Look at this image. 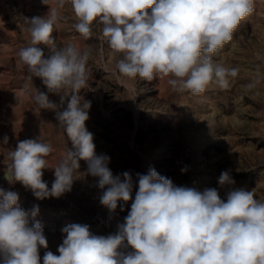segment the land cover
Segmentation results:
<instances>
[{"label": "clouds", "instance_id": "clouds-1", "mask_svg": "<svg viewBox=\"0 0 264 264\" xmlns=\"http://www.w3.org/2000/svg\"><path fill=\"white\" fill-rule=\"evenodd\" d=\"M49 5V0H42ZM46 17L26 18L31 40L18 53V63L39 78L49 93L60 95V104L71 93L67 108L59 110L44 92L33 97L41 109L55 112L57 126L70 139L72 148L52 168L49 188L43 179L47 157L53 152L40 139L19 141L8 152L9 183L19 182L35 198H59L70 192L79 177L80 161L86 174L95 178L102 191L100 204L112 218L119 206L135 198L115 233L95 235L87 224L70 223L62 228L59 255L46 251L43 264H264V201L253 190L232 187L229 171L218 183L227 187L225 198L216 188L203 191L176 185L155 168L144 174L130 171L113 174L110 157L96 154L93 133L88 131L91 102L78 95L88 87L90 49L69 41L57 47L53 37L62 17L59 10L70 6L73 27L85 39L93 26H102L108 47L122 58L117 74L152 81L168 77L171 88L183 93H203L211 84L221 89L239 74L213 55L232 41L240 23L254 11L255 0H54ZM47 46V58L41 46ZM259 79L246 85L250 90ZM8 136L2 140L7 145ZM186 172L187 168H182ZM12 179H8V174ZM123 202V203H121ZM39 206L24 210L19 194L0 187V264H41L39 249L48 248L42 223L36 219ZM129 248L131 250H129Z\"/></svg>", "mask_w": 264, "mask_h": 264}, {"label": "rangeland", "instance_id": "rangeland-1", "mask_svg": "<svg viewBox=\"0 0 264 264\" xmlns=\"http://www.w3.org/2000/svg\"><path fill=\"white\" fill-rule=\"evenodd\" d=\"M49 4L51 7H56L54 0H49ZM50 6L45 5L42 0H0V187L17 192L19 204L26 211L31 210L34 205L39 206L36 219L42 223L48 241L47 249H39L41 264H43V256L46 251L50 250L59 255L58 245L62 243L64 237L61 230L67 224L77 222L78 224H87L95 235L107 236L115 233L117 224L122 223L130 211L131 200H134L136 191V187H134L132 199L125 204L124 211H120L118 206L116 213L112 215V222H110L108 209L100 204L99 198L102 191L100 189L98 191V188L94 186L95 178L85 174L87 165L82 160L79 168L81 172L78 171L81 176L79 174L76 181L74 180L71 191L64 193L59 198L37 199L19 182L9 183L4 178L7 173V165L10 163L8 152L15 150L19 141L40 139L52 144L54 150L47 160H51L49 162L53 163L48 162L49 169H45L43 175V179L49 181V188L54 179V169L52 168L62 159L66 150L72 148L66 133L57 126L55 112L39 108L33 99L35 90L44 92L62 111L67 108L71 93L65 97L64 103L61 105L60 95L49 93L39 78L34 77L30 81L26 68L18 63V51L28 46L31 40L26 18L46 17ZM59 14L62 15V19L59 27L54 28L53 32L56 46L60 47L71 41L81 49H92L87 62L89 86L81 89L78 95L82 97V101L91 102L90 118L86 121V127L88 131H93L95 140L100 142L93 141L96 145V154L110 156L109 168L111 167L114 175L130 171L133 172L132 175L135 178L136 173L144 174L151 167L155 168L161 176L168 175V178L176 185L196 187L201 191L205 188H216L221 198H225L228 188L221 187L218 178L221 172L229 171L236 182L233 187L253 190L256 198L264 201V0H255L254 11L240 23L233 34L232 41L213 55L215 62L225 67L239 68L238 76L230 80V86L227 89H221L215 84H211L201 94L174 91L167 83L168 77L145 82L139 77L119 76L116 74L115 65L122 55L108 47L107 41L102 36V27L94 24L93 35L87 40L74 31L75 20L70 6L60 9ZM41 47H43L46 58L51 55L47 46L42 45ZM257 79H259L257 86L247 90L245 86ZM138 83L140 84L138 85ZM155 94L156 97L153 96ZM104 97L106 100L103 99ZM137 109L141 115H136ZM133 112H135L134 115ZM119 120L121 121L118 122ZM221 124L222 126H219ZM93 128L95 129L93 130ZM156 128L157 130H155ZM153 130L157 132L155 133ZM94 133H97V136ZM5 135L9 138L7 145L2 144ZM168 139H173V143ZM113 153L117 156L115 157ZM145 157L147 158L145 159ZM113 163L117 164V167ZM182 168H187V171L182 172ZM8 179H12L10 173ZM93 189L94 192H92ZM89 195L93 196V200ZM129 250L131 249L129 248Z\"/></svg>", "mask_w": 264, "mask_h": 264}, {"label": "bare ground", "instance_id": "bare-ground-1", "mask_svg": "<svg viewBox=\"0 0 264 264\" xmlns=\"http://www.w3.org/2000/svg\"><path fill=\"white\" fill-rule=\"evenodd\" d=\"M21 1H22V0H21ZM26 1H27V0H26ZM2 2H3V1H2ZM5 2H6V1H5ZM28 2H29V1H28ZM38 2H39V1H38ZM33 6H34V5H33ZM34 7H36V6H34ZM37 7H38V6H37ZM11 8H12V7H11ZM26 8H27V7H26ZM13 10H14V9H13ZM35 10H36V9H35ZM39 10H42V9H39ZM43 10H44V9H43ZM43 10H42V11H43ZM23 11H24V10H23ZM10 12H11V11H10ZM16 12H17V11H16ZM26 13H27V12H26ZM19 14H20V13H19ZM44 14H45V13H44ZM22 15H23V14H22ZM22 15H21V16H22ZM26 15H27V14H26ZM18 16H19V15H18ZM61 16H62V15H61ZM2 17H3V16H2ZM28 17H29V16H28ZM29 18H30V17H29ZM7 20H8V19H7ZM70 20H71V19H70ZM71 21H72V20H71ZM20 22H21V21H20ZM65 24H66V23H65ZM14 25H15V24H14ZM64 26H65V25H64ZM66 26H67V25H66ZM1 27H2V26H1ZM15 27H16V26H15ZM68 27H69V26H68ZM100 27H102V26H100ZM63 28H65V27H63ZM98 28H99V27H98ZM16 29H17V28H16ZM59 29H60V28H59ZM65 29H66V28H65ZM5 30H6V29H5ZM61 30H62V28H61ZM70 30H71V29H70ZM94 30H95V29H94ZM74 31H75V30H74ZM97 31H98V29H97ZM59 32H60V31H59ZM70 32H71V31H70ZM12 33H13V32H12ZM56 33H57V32H56ZM9 34H10V33H9ZM10 35H11V34H10ZM54 36H55V35H54ZM0 37H1V36H0ZM64 37H65V36H64ZM93 38H94V37H93ZM99 38H100V37H99ZM3 39H4V37H3ZM22 39H23V38H22ZM58 39H59V38H58ZM77 40H78V39H77ZM87 40H88V39H87ZM91 40H92V39H91ZM57 41H58V40H57ZM61 41H63V40H61ZM64 41H65V39H64ZM55 43H56V42H55ZM57 43H58V42H57ZM89 43H90V42H89ZM60 44H61V43H60ZM86 44H88V43H86ZM86 44H85V47H87ZM64 45H65V44H64ZM0 47H1V46H0ZM85 47H84V48H85ZM88 47H89V46H88ZM42 48H43V47H42ZM45 48H46V47H45ZM89 48H90V47H89ZM91 48H93V47H91ZM94 48H95V47H94ZM104 48H105V47H104ZM101 49H102V47H101ZM91 50H92V49H91ZM93 50H95V49H93ZM45 51H46V50H45ZM91 52H92V51H91ZM99 52H100V51H99ZM103 53H104V52H103ZM104 54H105V53H104ZM107 54H108V53H107ZM118 54H119V53H118ZM3 55H4V54H3ZM121 55H122V54H121ZM11 56H12V55H11ZM102 56H103V55H102ZM110 57H111V56H110ZM121 57H122V56H121ZM6 58H7V57H6ZM116 59H117V58H116ZM113 60H114V59H113ZM7 61H8V60H7ZM12 61H13V60H12ZM102 61H103V60H102ZM11 63H12V62H11ZM87 64H88V63H87ZM93 64H94V63H93ZM103 64H104V63H103ZM4 65H5V64H4ZM14 65H15V64H14ZM10 67H11V66H10ZM90 67H91V65H90ZM93 67H94V66H93ZM11 69H12V68H11ZM105 70H106V69H105ZM108 70H109V69H108ZM114 70H115V69H114ZM14 71H15V70H14ZM93 71H94V70H93ZM115 71H116V70H115ZM14 73H15V72H14ZM17 73H18V72H17ZM93 73H94V72H93ZM116 74H117V73H116ZM17 75H18V74H17ZM19 76H20V75H19ZM95 78H96V77H95ZM101 78H102V77H101ZM140 80H141V79H140ZM88 82H89V81H88ZM98 82H99V81H98ZM100 82H101V81H100ZM121 82H122V81H121ZM138 82H139V81H138ZM145 82H146V81H145ZM154 82H155V81H154ZM154 82H153V83H154ZM90 83H91V82H90ZM92 83H93V82H92ZM136 83H137V80H136ZM150 83H151V82H150ZM97 84H98V83H97ZM109 84H110V83H109ZM139 84H140V83H138V85H139ZM142 84H143V83H142ZM142 84H141V85H142ZM122 85H123V84H122ZM143 85H144V84H143ZM149 85H150V84H149ZM149 85H148V87H149ZM154 85H155V84H154ZM88 86H89V85H88ZM102 86H103V85H102ZM107 86H108V84L106 85V87H107ZM144 86H145V85H144ZM109 87H110V86H109ZM124 87H125V85H124ZM142 87H143V86H142ZM87 88H88V87H87ZM102 88H103V87H102ZM117 88H118V87H117ZM119 88H120V87H119ZM135 88H136V87H135ZM154 88H155V87H154ZM92 89H93V88H92ZM124 89H125V88H124ZM126 89H127V88H126ZM129 89H130V88H129ZM98 90H99V89H98ZM118 90H119V89H118ZM138 90H139V89H138ZM147 90H148V89H147ZM87 91H88V90H87ZM96 91H97V90H96ZM119 91H120V90H119ZM119 91H118V94L120 95ZM132 91H134V90H132ZM135 91H136V90H135ZM139 91H140V90H139ZM88 92H89V91H88ZM97 92H98V91H97ZM107 92H108V91H107ZM120 92H121V91H120ZM101 93H102V92H101ZM133 93H134V92H133ZM133 93H132V94H133ZM151 93H152V92H151ZM98 95H99V94H98ZM113 95H114V94H113ZM148 95H149V94H148ZM167 95H168V94H167ZM101 96H102V95H101ZM117 96H118V95H117ZM144 96H145V95H144ZM153 96L156 97V94L153 95ZM135 97H136V96H135ZM135 97H134V98H135ZM141 97H142V95H141ZM141 97H140V98H141ZM155 97H154V98H155ZM86 98H87V97H86ZM105 98H106V97H104L103 99L106 100ZM116 98H117V97H116ZM149 98H150V97H149ZM90 99H91V98H90ZM147 99H148V98H147ZM150 99H151V98H150ZM160 99H161V98H160ZM88 100H89V99H88ZM152 100H153V99H152ZM165 100H166V99H165ZM99 101H100V100H99ZM112 101H113V100H112ZM115 101H116V100H115ZM118 101H119V100H118ZM124 101H125V100H124ZM156 101H157V100H156ZM100 102H101V101H100ZM108 102H109V101H108ZM128 102H129V101H128ZM149 102H150V101H149ZM104 103H105V102H104ZM152 103H153V101H152ZM152 103H151V104H152ZM96 104H97V103H96ZM102 104H103V103H102ZM119 104H120V103H119ZM121 104H122V103H121ZM123 105H124V104H123ZM129 105H130V104H129ZM132 105H133V104H132ZM147 105H148V103H147ZM101 106H102V105H101ZM113 106H114V105H113ZM125 106H128V105H125ZM109 107H110V106H109ZM129 107H130V106H129ZM140 107H141V106H140ZM102 108H103V107H102ZM134 108H135V107H134ZM134 108H133V111H135ZM150 108H151V107H150ZM109 109H110V108H109ZM125 109H126V108H125ZM147 109H149V108H147ZM117 110H118V109H117ZM144 110H145V109H144ZM150 110H151V109H150ZM109 111H110V110H109ZM96 112H98V111H96ZM102 112H103V111H102ZM115 112H116V110H115ZM92 113H93V112H92ZM118 113H119V112H118ZM118 113H117V114H118ZM124 113H125V112H124ZM147 113H148V112H147ZM134 114H135V112H133V115H134ZM139 114H140V113H139V111H138V109H137V113H136V115L138 116ZM17 115H18V114H17ZM140 115H141V114H140ZM218 115H219V114H218ZM32 116H34V115H32ZM113 116H114V115H113ZM122 116H123V115H122ZM124 116H125V115H124ZM124 116H123V117H124ZM29 117H31V116H29ZM89 117H90V116H89ZM114 117H115V116H114ZM117 117H118V116H117ZM123 117H122V118H123ZM125 117H126V116H125ZM135 117H136V116H135ZM95 119H96V118H95ZM127 119H128V118H127ZM138 119H139V118H138ZM146 119H147V118H146ZM125 120H126V119H125ZM134 120H135V119H134ZM142 120H143V118H142ZM144 120H145V119H144ZM148 120H149V119H148ZM91 121H92V120H91ZM120 121H121V120H119L118 122H120ZM123 121H124V120H123ZM126 121H128V120H126ZM129 121H130V120H129ZM140 121H141V120H140ZM140 121H139V122H140ZM220 121H221V120H220ZM95 122H96V121H95ZM146 122H147V121H146ZM26 123H27V122H26ZM88 123H89V122H88ZM93 123H94V122H93ZM112 123H113V122H112ZM116 123H117V122H116ZM116 123H115V124H116ZM121 123H122V122H121ZM124 123H125V121H124ZM137 123H138V122H137ZM22 124H23V123H22ZM89 124H90V123H89ZM91 124H92V123H91ZM117 124H118V123H117ZM134 124H135V123H134ZM140 124H141V123H140ZM142 124H143V123H142ZM146 124H147V123H146ZM154 124H155V122H154ZM217 124H218V123H217ZM93 125H94V124H93ZM97 125H98V124H97ZM109 125H110V124H109ZM122 125H123V124H122ZM124 125H125V124H124ZM124 125H123V126H124ZM89 126H91V125H89ZM148 126H149V125H148ZM219 126H222V124L219 125ZM108 127H109V126H108ZM151 127H152V126H151ZM153 127H154V126H153ZM106 128H107V127H106ZM125 128H126V127H125ZM94 129H95V128H93V130H94ZM110 129H111V128H110ZM138 129H139V128H138ZM97 130H98V129H97ZM99 130H101V129H99ZM111 130H112V129H111ZM134 130H135V129H134ZM155 130H157V128H156ZM95 131H96V130H95ZM136 131H137V130H136ZM153 131H154V130H153ZM92 132H93V131H92ZM92 132H91V133H92ZM154 132H155V131H154ZM156 132H157V131H156ZM156 132H155V133H156ZM164 132H165V131H164ZM166 132H167V131H166ZM35 133H36V132H35ZM142 133H143V132H142ZM155 133H154V134H155ZM168 133H169V132H168ZM94 134H95V133H94ZM132 134H134V133H132ZM169 134H170V133H169ZM95 135L97 136V133H96ZM128 135H129V134H128ZM152 135H153V134H152ZM167 135H168V134H167ZM106 136H107V135H106ZM168 136H169V135H168ZM131 138H132V137H131ZM161 138H162V137H161ZM174 138H176V137H174ZM102 139H103V137H102ZM102 139H101V140H102ZM110 139H111V138H110ZM132 139H133V138H132ZM94 140H95V138H94ZM101 140H100V141H101ZM105 140H106V139H105ZM105 140H104V141H105ZM166 140H167V139H166ZM172 140H173V139H172ZM172 140H169V139H168V141H170V142H172ZM176 140H177V139H176ZM95 141H96V140H95ZM98 141H99V140H98ZM98 141H96V142H98ZM117 141H118V140H117ZM159 141H160V140H159ZM168 141H167V142H168ZM102 142H103V141H102ZM107 142H108V141H107ZM175 142H176V141H175ZM98 143H100V142H98ZM103 143H104V142H103ZM108 143H109V142H108ZM119 143H120V142H119ZM172 143H173V142H172ZM104 144H107V143H104ZM112 144H113V143H112ZM132 144H133V143H132ZM157 144H158V143H157ZM157 144H156V146H157ZM107 145H108V144H107ZM117 145H118V144H117ZM127 145H129V144H127ZM154 145H155V144H154ZM100 146H101V145H100ZM108 146H109V145H108ZM123 146H124V145H123ZM15 147H16V146H15ZM105 147H107V146H105ZM112 147H113V146H112ZM120 147H121V146H120ZM129 147H130V146H129ZM131 147H132V146H131ZM136 147H138V146H136ZM103 148H104V147H103ZM108 148H109V147H108ZM109 149H110V148H109ZM112 149H113V148H112ZM120 149H121V148H120ZM106 150H107V149H106ZM135 150H136V149H135ZM137 150H138V149H137ZM137 150H136V151H137ZM111 151H112V150H111ZM113 151H114V150H113ZM113 151H112V152H113ZM115 151H116V150H115ZM117 151H118V150H117ZM125 151H127V150H125ZM125 151H124V152H125ZM161 151H162V150H161ZM163 151H164V150H163ZM129 152H130V151H129ZM134 152H135V151H134ZM134 152H133V153H134ZM140 152H141V151H140ZM156 152H157V151H156ZM118 153H119V152H118ZM122 153H123V151H122ZM125 153H126V152H125ZM125 153H124V154H125ZM131 153H132V152H131ZM133 153H132V154H133ZM157 153H158V152H157ZM159 153H160V152H159ZM169 153H171V152H169ZM108 154H109V152H108ZM113 155H115V154L113 153ZM146 155H147V154H146ZM162 155H163V154H162ZM111 156H112V155H111ZM116 156H117V155H115V157H116ZM147 156H148V155H147ZM186 156L188 157V155H186ZM109 157H110V156H109ZM118 157H119V155H118ZM138 157H139V156H138ZM146 158H147V157H145V159H146ZM167 158H168V157H167ZM52 159H54V158H52ZM114 159H115V158H114ZM126 159H127V158H126ZM126 159H125V160H126ZM151 159H152V158H151ZM59 160H60V159H59ZM49 161H51V160H49ZM49 161H48V162H49ZM54 161H55V160H54ZM82 161H83V160H82ZM112 161H113V159H112ZM113 162H114V161H113ZM118 162H120V161H118ZM151 162H152V161H151ZM49 163H50V162H49ZM52 163H53V162H51L50 164H52ZM82 163H83V162H82ZM84 163H85V162H84ZM84 163H83V164H84ZM114 163H115V162H114ZM114 163H113V165L117 167V164H114ZM223 163H224V162H223ZM2 164H3V163H2ZM56 164H57V163H55L54 166H56ZM85 164H86V163H85ZM85 164H84V165H85ZM124 164H126V163H124ZM128 164H129V163H128ZM150 164H151V163H150ZM80 165H81V164H80ZM156 165H157V164H156ZM167 165H168V163H167ZM51 166H52V165H51ZM141 166H142V165H141ZM86 167H87V166H86ZM116 167H114V168H116ZM118 167H119V166H118ZM255 167H256V166H255ZM51 168H52V167H51ZM123 168H124V167H123ZM134 168H135V167H134ZM142 168H143V167H142ZM144 168H145V166H144ZM171 168H173V167H171ZM110 169H111V167H110ZM169 169H170V168H169ZM174 169H176V168H174ZM131 170H132V169H131ZM142 170H143V169H142ZM163 170H164V169H163ZM166 170H167V169H166ZM78 171H80V169H79ZM85 171H86V170H85ZM114 171H115V170H114ZM135 171H136V170H135ZM156 171H157V170H156ZM173 171H174V170H173ZM80 172H81V171H80ZM112 172H113V171H112ZM161 172H162V171H161ZM119 173H120V172H119ZM132 173H133V172H132ZM79 174H80V173H79ZM85 174H86V173H85ZM183 174H184V173H183ZM86 175H87V174H86ZM166 175H167V173H166ZM80 176H81V174H80ZM166 177H168V175H167ZM2 178H3V177H2ZM4 178H5V177H4ZM47 179H48V178H47ZM90 179H92V178H90ZM83 180H85V179H83ZM92 180H93V179H92ZM46 181H47V180H46ZM75 181H76V180H75ZM93 181H94V180H93ZM48 182H49V181H48ZM81 182H83V181H81ZM3 183H4V182H3ZM84 183H85V181H84ZM87 183H88V182H87ZM92 183H93V182H92ZM211 183H212V182H211ZM80 184H81V183H80ZM80 184H79V186H80ZM82 184H83V183H82ZM89 184H90V183H89ZM83 185H84V184H83ZM177 185H178V184H177ZM1 186H3V185H1ZM92 186H93V185H92ZM94 186H95V185H94ZM94 186H93V187H94ZM80 187H81V186H80ZM82 187H83V186H82ZM232 187H233V186H232ZM75 188H76V187H75ZM75 188H74V189H75ZM90 188H91V186H90ZM81 189H82V188H81ZM84 189H85V188H84ZM85 191H86V190H85ZM98 191H99V189H98ZM100 191H101V190H100ZM25 192H26V190H25ZM75 192H76V191H75ZM92 192H94V189H93ZM82 193H83V192H82ZM85 193H86V192H85ZM90 193H91V192H90ZM221 193H222V192H221ZM75 194H76V193H75ZM91 194H92V193H91ZM97 194H98V192H97ZM76 195H78V193H77ZM87 195H88V193H87ZM93 195H94V194H93ZM98 195H99V194H98ZM132 195H133V194H132ZM89 196H90L91 199H92L93 196H91V195H89ZM77 197H78V196H77ZM83 197H84V196H83ZM90 197H89V198H90ZM97 197H98V196H97ZM86 198H87V196H86ZM95 198H96V197H95ZM77 199H78V198H77ZM63 200H64V199H63ZM81 200H82V199H81ZM92 200H93V199H92ZM77 201H78V200H77ZM79 201H80V200H79ZM131 201H132V200H131ZM81 202H82V201H81ZM84 202H85V201H84ZM89 202H90V201H89ZM89 202H88V203H89ZM94 202H95V200H94ZM94 202H93V203H94ZM85 204H86V203H85ZM95 204H96V203H95ZM95 204H94V205H95ZM87 205H88V204H87ZM73 206H74V205H73ZM82 206H83V205H82ZM85 206H86V205H85ZM85 206H84V208H85ZM95 206H96V205H95ZM97 206H98V205H97ZM130 206H131V205H130ZM96 208H97V207H96ZM78 209H80V208H78ZM91 209H92V208H91ZM101 209H102V208H101ZM103 209H104V208H103ZM117 209H118V208H117ZM124 209H125V208H124ZM82 210H83V208H82ZM96 210H97V209H96ZM105 211H106V210H105ZM99 212H100V211H99ZM106 212H107V211H106ZM117 212H118V211H117ZM93 213H95V212H93ZM93 213H92V214H93ZM107 213H108V212H107ZM115 213H116V212H115ZM100 214H102V213H100ZM125 214H126V213H125ZM86 215H88V214H86ZM94 215H95V214H94ZM97 215H98V214H97ZM107 215H108V214H107ZM112 215H113V214H112ZM66 216H67V215H66ZM101 216H102V215H101ZM124 216H125V215H124ZM99 218H100V217H99ZM101 219H102V218H101ZM104 219H105V218H104ZM108 219H109V218H108ZM117 219H118V218H117ZM117 219H116V220H117ZM89 220H90V219H89ZM100 221H103V220H100ZM114 221H115V220H114ZM96 222H97V221H96ZM105 222H106V220H105ZM110 222H112V218H111V221H110ZM77 223H78V222H77ZM107 223H108V222H107ZM97 224H99V223L97 222ZM115 224H116V223H115ZM106 226H107V225H106ZM114 226H116V225H114ZM112 228H113V227H112ZM115 228H116V227H115ZM109 230H110V228H109ZM113 230H114V228H113ZM113 230H112V231H113ZM62 235H63V234H62ZM60 237H61V236H60ZM61 238H62V237H61ZM63 238H64V237H63ZM59 241H60V240H59ZM58 246H59V245H58ZM57 252H58V251H57Z\"/></svg>", "mask_w": 264, "mask_h": 264}]
</instances>
